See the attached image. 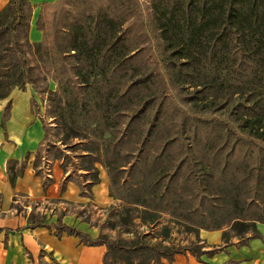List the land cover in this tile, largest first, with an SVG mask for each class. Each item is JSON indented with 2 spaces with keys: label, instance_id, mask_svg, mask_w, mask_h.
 Listing matches in <instances>:
<instances>
[{
  "label": "trees",
  "instance_id": "16d2710c",
  "mask_svg": "<svg viewBox=\"0 0 264 264\" xmlns=\"http://www.w3.org/2000/svg\"><path fill=\"white\" fill-rule=\"evenodd\" d=\"M102 1L92 16L60 9L57 20H66L67 12L74 21L67 28L60 26L59 35L66 41L54 61L49 59L48 46L29 41V1L9 0L0 11V101L13 90L45 84L49 68L53 76L66 74V80L54 79L57 97L64 100L59 118L69 113L78 118L77 128L82 126L99 138L109 134L104 138V169L111 189L118 184L115 174L123 175L141 163L153 164L139 181L122 185L123 196L118 200L140 213L137 219L143 223L145 216L155 221L169 214L186 233L195 234L196 241L182 247L174 242L161 246L149 244L147 236L139 233L128 242H113L92 239L63 225H57V230L78 237L86 246H104L103 264H166L184 254L209 259L232 241L242 244L259 238L257 225H264V0H152L160 60L131 47L122 32L126 22L137 19L134 1ZM67 3L66 7H75L70 0ZM35 27L43 31L41 16ZM138 59L141 64L131 66ZM162 71L184 105L196 99L182 93L186 86L199 89L196 95L209 90L229 102L240 97L233 109L240 111L239 119H234L241 121L237 130L216 132L213 124L189 117L172 102L168 104L172 113L163 116L161 111L170 100H162L164 94L159 98L156 92L146 96L156 80L164 84ZM127 73L126 83L109 89ZM70 76L77 81L75 86L67 82ZM95 84L100 87L85 99L82 92ZM158 99L150 118V108ZM124 103L130 105L120 108ZM83 113L95 118L80 125ZM165 122L170 130L167 136ZM44 132L46 138V128ZM245 141L247 150L238 161L234 155ZM157 142L159 151L151 150ZM126 145L136 148L118 149ZM174 148L182 152L177 156ZM117 155L123 161L120 164H116ZM96 170H85L94 175L88 188L98 183ZM200 231L221 232V245L206 246L198 237ZM161 232L170 241L171 228L164 226Z\"/></svg>",
  "mask_w": 264,
  "mask_h": 264
},
{
  "label": "rangeland",
  "instance_id": "374dc122",
  "mask_svg": "<svg viewBox=\"0 0 264 264\" xmlns=\"http://www.w3.org/2000/svg\"><path fill=\"white\" fill-rule=\"evenodd\" d=\"M68 0H57V3L50 7L43 8L41 16V26L43 31L41 43L44 46H48L49 59L56 60L59 50L64 46L65 39L59 35L60 26L67 28L71 22L74 21V17L67 12V19L62 22L57 20V14L60 9L65 8L66 10H72L71 12L77 14H88L90 16L96 15L99 8L103 4L102 0H70L75 7L72 9L71 6L66 7ZM108 2V0H104ZM134 9L136 11L137 19L133 22L130 20L124 24L122 27V32L125 35L126 41L131 47H138L142 50V53L147 55V57L153 56L155 60H160L159 48L157 47V28L155 22V15L152 11V0H133ZM132 22V24L130 23ZM150 40L147 45L144 42ZM43 53V52H42ZM141 60H135L132 65H140ZM161 66V63H159ZM52 69H48L46 73L47 81L42 86L37 87L35 90L31 86H27L25 91L35 102L33 106L34 117L44 126L47 130L46 138L37 154L35 167L40 168L41 172H45V175L51 173L52 167L55 166L59 168L62 174L65 175V179L76 181L85 184V181H91L94 177L91 171H86L91 168L95 170L98 166H106V157L104 155V138H108L109 134L105 133L103 138H99L96 133L89 130H82V126L77 128L75 121L78 119L76 116L65 114L59 118V108L63 105L62 97H57L58 86L55 83V78H60L61 80H66L67 75L53 76L51 73ZM72 74V72H70ZM165 78L164 84L159 80H156V85L151 91L146 93V96L150 93L156 92L160 96L164 94L162 100L168 99L167 107L165 110L161 111L163 116L172 113V107L168 105L169 103L174 104L180 108L189 117L205 119L211 124H213L214 131H221V129H234L237 130L238 123L234 121L235 118L239 119V112H234V107L238 104L240 97L234 98L232 101L226 100L225 97L220 96V94L213 95L212 91H206L205 94H195L199 89L194 90L193 88L185 87L182 93L187 95L196 96L193 103L186 102L182 103V97L178 94L177 90L169 85V81L166 79L165 72L162 71ZM73 75V74H72ZM96 76V74H95ZM215 79L219 80V77L215 75ZM129 80V73L125 75L123 79L118 81V78L114 80L109 89L113 90L114 87H119L121 83H126ZM98 81L96 76L94 82ZM69 85L75 86L77 83L73 77L70 76V80L67 81ZM128 85V84H126ZM123 85V87H126ZM72 86V87H73ZM100 85L95 84L88 87V89L82 94L85 95V99H88L94 94V89H98ZM47 89L45 93L44 89ZM15 91V90H14ZM44 92V93H43ZM40 93V94H39ZM139 93V92H138ZM137 93V94H138ZM142 94V92H140ZM133 100V99H132ZM242 100V99H240ZM158 100L154 101V105L151 106L149 111V117L152 118ZM134 102V101H131ZM149 102V101H148ZM124 103L120 108H126L128 105ZM80 119L81 123H88L94 116L87 115L83 113ZM166 136L170 134L169 125L165 122ZM165 126V125H164ZM164 135V134H163ZM135 137V136H134ZM134 139V138H133ZM160 141V138H158ZM248 142L245 141L241 144L240 148L237 150L234 158L238 161L243 159V155L247 150ZM135 149L130 145L124 147H119L121 151L127 152L128 149ZM160 145L158 142L155 143L150 149L154 151H159ZM90 152L88 155V153ZM182 152L180 148H174L173 153L178 156ZM36 157V156H35ZM119 155L115 157L116 164H120ZM134 158V156L132 157ZM151 162L141 163L140 166H136L133 170L128 168V171L123 175L115 174L118 184L111 189L110 194L112 203L104 208H98L95 206L93 201L88 200V202L83 206H66V210L77 215L78 218L90 227L97 230L98 236L101 239L113 241V242H128L134 238L136 233L141 234V236H147L146 242L151 245H161L166 246L167 244H174L182 247L196 241L195 234L186 233L185 228L182 225L175 224V221L169 216V214H161L155 221H149V217L145 216L146 223L141 222L137 219L140 213L134 211L133 209H128L125 205L118 199L123 196V184H128L132 181H139L144 174H148L151 170ZM105 170V169H104ZM97 171V170H96ZM106 171V170H105ZM37 172V170H36ZM98 176V173H97ZM112 190V191H111ZM44 208L52 210L56 208V204L53 205H42ZM168 226L172 230V235L170 241L164 239L162 235V228ZM221 234V232H220ZM201 231L198 233L200 240H203L208 244L210 240L202 239ZM233 242V241H232ZM221 245V244H219Z\"/></svg>",
  "mask_w": 264,
  "mask_h": 264
},
{
  "label": "crops",
  "instance_id": "0c3cea01",
  "mask_svg": "<svg viewBox=\"0 0 264 264\" xmlns=\"http://www.w3.org/2000/svg\"><path fill=\"white\" fill-rule=\"evenodd\" d=\"M8 1L0 0V11ZM28 1L32 6L29 41L38 43L42 33L36 30L35 22L43 8L55 5L57 0ZM34 104L26 91L19 90L0 101V264H103L104 246H86L56 226L98 238L97 230L67 211L66 206H83L88 200L98 208L110 205L108 175L98 166V183L88 188L90 181L81 184L65 179L55 166L46 175L35 167L45 132L33 115ZM44 204H56L57 209L49 210L42 207ZM257 230L259 238L242 244L233 241L209 259L197 260L184 254L166 264H264V225H257ZM201 235L210 240L206 246L221 243L220 232L201 231Z\"/></svg>",
  "mask_w": 264,
  "mask_h": 264
}]
</instances>
